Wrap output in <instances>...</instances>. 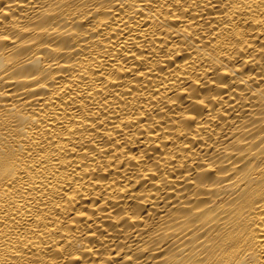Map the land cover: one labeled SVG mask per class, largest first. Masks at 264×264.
I'll use <instances>...</instances> for the list:
<instances>
[{"label": "bare ground", "instance_id": "6f19581e", "mask_svg": "<svg viewBox=\"0 0 264 264\" xmlns=\"http://www.w3.org/2000/svg\"><path fill=\"white\" fill-rule=\"evenodd\" d=\"M0 264H264V0H0Z\"/></svg>", "mask_w": 264, "mask_h": 264}]
</instances>
